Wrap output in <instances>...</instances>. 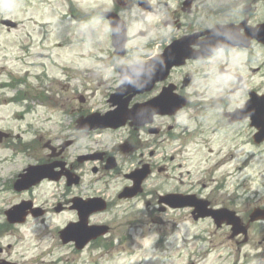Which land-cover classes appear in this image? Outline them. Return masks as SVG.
<instances>
[{
	"label": "rangeland",
	"instance_id": "1",
	"mask_svg": "<svg viewBox=\"0 0 264 264\" xmlns=\"http://www.w3.org/2000/svg\"><path fill=\"white\" fill-rule=\"evenodd\" d=\"M108 1L113 2V0ZM166 1L168 2L167 5H164L162 8L159 7L157 0L151 1L157 5V8L152 6L154 10L152 11L153 14L152 12L145 13L140 11L141 15L147 14L149 17L155 18L157 16H174L177 13V15L181 14L183 16L181 13L182 4L177 5L179 0ZM225 1L228 0H193V10L187 15L189 18L188 22H190L191 26H198V23L205 21V18L198 19L195 17V13L202 11L205 14L208 9L212 10L217 6V3ZM80 2L83 4L89 3L87 0H80ZM123 2L124 5L130 4L129 7L133 6L138 9L134 0H123ZM240 4H245V0H242ZM253 8L254 11H251L248 15L256 22L261 21L264 18V1L257 3L255 1ZM168 9H172V12L167 13ZM65 11L70 12L68 5L59 0H0V19L11 18L23 22L15 29L6 30L0 26V60L7 58L8 62L21 63L18 60L20 54H17L18 49L14 45L17 44L16 40L20 36L23 37L21 38L22 41L26 39L25 30L33 31L37 35L36 42L38 45L42 42L46 47H53V51H51L53 57L61 64L67 61L68 64L90 66L95 62L93 60L94 55H101L102 59H106L109 56V52L103 51L101 53V50H107L108 48L107 28L103 27L100 22H90L87 18L79 19L75 23L71 22L69 18L61 19ZM213 17L217 18L216 16H211V19ZM81 20L84 22H81ZM178 20L182 23L184 18H179ZM141 27L140 22H137V26L135 25L134 28H131V34H136L135 41L129 43L131 47L133 45V48L142 39L146 38V36L141 37L138 35L139 29L144 30ZM66 36L71 39L75 38L76 41H78V38H84V41H80L79 45L74 42L68 46L64 44L66 46L56 48L54 45L57 39L65 43ZM40 39L41 41L39 42ZM49 49L44 46L36 47L34 52L36 50L40 51V53L44 54L42 60L49 63V58L46 56L50 54ZM257 54L261 55V51H257ZM243 61V57L240 55L234 60L236 63H243ZM212 62L214 63L213 69L216 74L208 81L200 77L197 81L198 87L206 91L205 100L208 103H212L211 97L220 92L221 85L228 86L234 81L231 73L235 64L229 56L227 57L224 54L215 56ZM220 64H226V73L224 75H221L218 69ZM19 65L21 66V64ZM19 65H17V69L20 71ZM198 66H200L199 63ZM193 67L195 66H189L190 69ZM57 69L60 70L59 65H57ZM113 73V70L107 67L105 63V69L101 70L98 74L92 73V79H76L74 84L80 87V92L84 96H88V99L84 102L72 99L73 95L76 94L70 88H68V91L65 88L62 92L59 89L53 91L52 97H55L54 104H50L48 114L58 121L55 122L54 120L43 125V128L46 129L44 130L46 137H42L44 139L48 135L51 138L52 136L68 137L72 133H65L63 126L72 121L71 118L66 117L69 112H72L77 117L92 107L102 108L101 101L105 98L104 89L110 84L103 83L102 86H98V82L107 79ZM59 74L60 72L56 71L55 75L59 76ZM82 77L85 78L84 76ZM94 78L97 79V82H91ZM30 80L33 85V80L31 78ZM254 81L255 79L252 77L250 85ZM245 87L247 85L243 89ZM240 91L242 92V90ZM81 93H78V95H81ZM239 94L237 92L234 96L227 99V109H232L233 105L239 104ZM36 101L37 104L43 103L38 99ZM224 103L226 104V98L224 99ZM12 109H14L13 105L0 106V120H5V122L0 121V129L6 124H16L17 121L13 118L15 114L9 115ZM220 110V113H218L210 109L208 117L204 122V130L199 133L192 131L194 124L191 116L197 112L194 105L185 108L180 113L178 121L181 127L190 130L191 134L188 137L184 136L182 138L185 147L182 152L175 155L173 163L168 159L177 141L162 142L159 148L149 147L143 152V155L140 157L143 161H160L163 166L169 163L176 170H170V172L165 173L164 170L159 172L157 169H154L146 181V192L142 197L134 200H116L117 204L112 209L111 214L100 216V218L106 220H109L113 215L117 216L115 218L116 228L111 234L113 236L127 231V224L132 226L131 232L134 235L133 238L127 240L124 246L114 243L110 253L101 248L90 246L81 254H73L70 248L59 243L55 229L65 225L73 217V213L70 211L55 213L52 207L57 205V201L61 200L65 202L66 199H69L70 193H62L63 189L54 183H45L35 188L33 192H28L25 195L16 194L13 189L7 186L8 180L12 178L10 176L28 163L34 164V157L41 156V154L38 145H35V143L26 149L25 152L16 156H11L10 149L5 145L0 146V162H3L0 164V246L7 247L10 245L11 248L7 250L10 259L16 260L20 264H226L229 261L233 263L239 256L241 260L239 261L240 264L257 263L255 259L253 260V257L256 255L255 252L262 251L260 247L257 249V241L259 240L258 236L264 234L263 224L252 223L250 225L249 237L252 238L246 245H237L230 242L220 244L222 231L214 232V228L208 225L207 222L194 221L188 211H169L153 215V219L160 220V223L152 222L149 224V218L147 217V213L152 212L148 211L145 203L149 200V202L152 201L150 205H154L153 197L155 198L157 193L160 194L163 191L175 188L191 190L193 189L191 187L194 186L193 191H195L198 188V179H201L203 176L206 178L204 183L206 191H209V187L211 188L216 180L223 178L226 174L227 180L225 181L227 182V188L230 187L232 189L233 185L237 183H242L245 186L248 192L240 196V200H236L237 206L234 207L241 216H245V213L247 214L249 207L252 208L264 201V143L260 147L244 143L246 139L245 135L239 136L238 128L231 127L233 125H229L226 120L219 122L216 119V115L220 114L219 116H221L222 109ZM44 116L48 115L44 114ZM26 117L30 119L41 117V115L37 114ZM159 120L162 119L159 118ZM25 121L27 120L23 122ZM212 129H216V133H213ZM76 135L79 137L78 134ZM80 139L77 144L69 147L66 151L65 154L69 160L80 151L78 148L90 141V138L84 137V135ZM97 147L95 146V148ZM151 149L157 150L155 158L149 156ZM227 151L231 152L229 159L211 172L214 174L213 177H208L209 175L203 173L204 168L206 170L212 168L214 161ZM257 151H260L261 154ZM1 158L5 160L2 161ZM140 164V160L123 164L120 172L115 175L111 189L106 194L114 198L113 194L115 191L124 183H128L124 178V173L129 172ZM105 179L104 177L102 182H105ZM90 182L91 180L88 177L84 178V185ZM1 184H4V186H1ZM101 186L103 187L104 185L102 184ZM53 192H57L56 199L51 198ZM88 193L91 194L93 192L90 191ZM229 194L230 191L223 193L221 196L227 199ZM21 197L31 198L35 203L47 208L49 212L45 217L30 219L25 225L20 227L1 226L4 220L2 209L5 210L10 205L18 202ZM206 224L208 228L204 231L208 237L207 241L205 243L195 242L192 238L197 237L198 230L205 228ZM161 236L169 241H165L164 244H158L156 242L157 238ZM228 251L230 256L225 259ZM219 253H222V257L218 258Z\"/></svg>",
	"mask_w": 264,
	"mask_h": 264
},
{
	"label": "flooded vegetation",
	"instance_id": "2",
	"mask_svg": "<svg viewBox=\"0 0 264 264\" xmlns=\"http://www.w3.org/2000/svg\"><path fill=\"white\" fill-rule=\"evenodd\" d=\"M192 1L193 0H189V5L182 7L181 13L183 14V16L181 14L177 15L176 13L174 16L162 17V18H159L157 21H151L149 24V28L146 30L147 33H145L143 30L140 29V32L138 33V35L141 37L147 36V35L149 36L150 33L155 29V31L151 34V39L153 41L149 44V46H147V48L154 47L159 51V50H162L165 45L170 43L172 40L179 38L180 36L188 35V34L200 31V29H198L199 26H197L196 28H192L190 23H186L184 21L180 23L181 19L180 21L178 20L179 18H185L187 14L193 10ZM255 1L256 3L260 2V0H245V4H242V7L240 6L237 7L236 12L234 10L230 11L232 16L227 20L218 21L216 20V18H214L217 24L231 23L235 26L239 25L238 29L240 28L241 29L239 30L238 34H240L241 36L245 38V40L248 43L247 46H244V47L233 46L229 49H219V50H216L213 56L209 58H205L200 61H198V59L195 61L189 60L191 62L186 63L185 65L187 66L189 64L190 66L191 64V66H195V72H196L197 77H198V71H199V76H202L204 80L208 81L216 74L212 70L214 66L212 59L215 56L223 55V54H218L219 52H227L228 54L231 53L233 62L236 59V57H238L239 55L242 56L244 60L243 63L234 62L235 69L233 67L232 73H231L234 79V83L237 84L236 88L229 89L228 93L231 96H234L235 92H238L239 90H241L245 85H247V87H245L244 90L241 92V100L239 101V104H236L235 106L233 105L231 110L240 108L243 105H245L247 101L250 99L251 93L255 92L258 95H264V45L259 43L257 39L249 38V37H253L251 36V32L253 31L252 28H256L260 23H263L264 21L262 20V21L256 22L252 18H250L251 17L250 15H248V13H251V11H254L253 7H254ZM241 23H243L244 26L240 25ZM169 25H172V26H169ZM201 29L203 30V28ZM131 37L136 38V34L135 33L131 34ZM196 40H198V38H196ZM194 48L198 49V45L194 46ZM257 51H261V55L257 54ZM228 54H227V57H228ZM229 58L231 59L230 55H229ZM198 63L200 64V66H198ZM185 66L172 70L173 72L172 74L175 76L176 81L183 78L186 75V73L189 72L187 71ZM229 66H230V61H229ZM220 68H222L223 70H220ZM218 69L221 75H224L226 73V64H220L218 66ZM252 77L255 79V81L252 85H250L251 84L250 79ZM176 81H172V82L176 84L178 92H182L181 90L183 88H186V86H183L182 83L176 82ZM95 82H97V80ZM103 82H106V81L102 80L98 84H101ZM162 86H163V83L158 84L157 87L151 91V95H155L156 93H158L161 90ZM83 99L84 101L86 100L85 97ZM106 110H108V108ZM236 124H241L243 127H247L248 129L251 128L249 117H246L242 121L232 124V125H236ZM120 129H115V130L114 129H103V130H98L97 132L99 133L98 136H100L105 132L107 134L116 133ZM159 129H160V132L158 133V136H162V137L158 140V142L162 143V142L169 141V138L167 134L165 133L167 130H170V127H167V129H164V128H159ZM145 131H147L146 135H145V132L142 131L143 132L142 134H144L145 136L144 135L141 136V134H139V128L133 127L132 133H130V135L125 140L126 141L134 140L142 146H149V144L153 143V140L149 139L148 137V129H145ZM121 136L122 135H120L119 137ZM17 138H19V135H14L13 133H11L10 138L4 141L7 144V142H9L10 140L17 139ZM49 144H52L51 140H49ZM47 147H48L47 142L38 143V149L40 153L43 152L44 155L41 156L39 160L37 161H39L41 164L54 163L55 165H59V163H66L64 159V152L57 155L56 157H53L49 153L47 154L44 152V150L48 151L46 149ZM52 153H57V152L54 150L52 151ZM113 153L114 152H111V154ZM85 154L88 155V154H91V152H86ZM92 154H95V157L97 159L95 161L96 163H98V166L94 167L93 171L100 172L103 169V163H104V159L106 156V152L99 151L98 155H96L97 152H92ZM89 158H92V157L89 156ZM83 163L84 162L75 161L74 163H71V165H67V166L68 168H73L74 166L77 165L79 169H83L84 167ZM158 198H159L158 195L155 198L153 197V202H154V206L158 210H160L162 206L158 204ZM205 198L209 201L210 206L214 205L213 207L231 209L230 207H227L225 204H223L224 203L223 200L218 202L214 189L211 190L205 196ZM151 203L152 201L149 202V205ZM109 231L110 232L113 231L112 227L110 228ZM261 238L264 239V237H261ZM237 242L240 243V240H238Z\"/></svg>",
	"mask_w": 264,
	"mask_h": 264
},
{
	"label": "water",
	"instance_id": "3",
	"mask_svg": "<svg viewBox=\"0 0 264 264\" xmlns=\"http://www.w3.org/2000/svg\"><path fill=\"white\" fill-rule=\"evenodd\" d=\"M124 114V113H123ZM121 115L120 116V118L122 119V118H124V115ZM263 136H264V134H263ZM30 171V170H29ZM36 175H35V173H33V172H29V174H26L25 175V177H26V179L23 181V183H19L18 185H17V187L19 188V189H24V188H26L27 187V184H31V183H33L34 182V177H35ZM86 217H87V214H82L81 215V223L82 224H85L86 223Z\"/></svg>",
	"mask_w": 264,
	"mask_h": 264
}]
</instances>
